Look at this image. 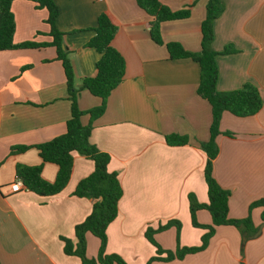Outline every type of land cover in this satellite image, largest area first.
I'll return each instance as SVG.
<instances>
[{
  "label": "crops",
  "instance_id": "obj_1",
  "mask_svg": "<svg viewBox=\"0 0 264 264\" xmlns=\"http://www.w3.org/2000/svg\"><path fill=\"white\" fill-rule=\"evenodd\" d=\"M54 1L77 89L82 79L97 75L99 55L86 45L101 13L118 27L113 46L126 62L124 81L111 93L104 114L93 121L90 139L111 156L108 170L118 174L123 189L118 217L108 227L107 253L120 255L127 264H147L156 255L145 237L147 228L170 220L182 224V247L199 246L206 230L192 226L188 198L193 194L198 202H208L207 156L198 143L209 140L212 123L210 104L197 94L200 66L191 59L171 60L166 46L152 41L151 18L135 0ZM223 1L226 9L214 24L213 49L222 53L230 46L234 53L217 57V88L229 92L252 83L264 100V0ZM161 2L172 11L194 4L190 18L165 22L161 31L165 44L176 42L199 52L207 0ZM12 12L16 44L52 41L46 9L16 0ZM26 67L30 68L23 71ZM100 104L86 90L79 95L78 106L84 112ZM70 116L66 77L55 48L0 52V264H82L64 253L61 238L75 241V227L92 211L95 201L78 198L74 191L94 171V162L74 153L70 181L55 196L10 191L19 164L42 165V177L55 181L58 167L44 164L35 148L13 155L11 148L36 146L63 135ZM81 122L88 125L90 116L84 115ZM220 131L214 176L230 192L229 217L245 219L250 205L264 200V107L247 118L225 112ZM171 134L187 136L189 143L171 147L165 140ZM262 212L261 207L252 211L253 225L261 229L256 239L244 243L236 227L219 226L205 251L152 264H264ZM196 218L201 225L212 224L207 210L198 211ZM177 235L173 227L155 239L163 249L175 251ZM86 239L88 258H96L100 240L91 233Z\"/></svg>",
  "mask_w": 264,
  "mask_h": 264
},
{
  "label": "trees",
  "instance_id": "obj_2",
  "mask_svg": "<svg viewBox=\"0 0 264 264\" xmlns=\"http://www.w3.org/2000/svg\"><path fill=\"white\" fill-rule=\"evenodd\" d=\"M16 0H0V52L14 50H34L52 47L56 49L57 60L62 63L68 92V100L71 103V116L66 124V132L48 142L36 146H17L11 148V154H22L35 148L43 163L54 164L58 167V173L53 183L42 177L43 166L17 165L15 169L16 180H19L24 190L42 197H51L61 193L68 185L73 167L74 153H79L94 162V171L81 180L74 196L94 200L90 215L75 227V241L61 238L64 242V253L68 256L79 258L82 264H127L118 254L107 253L108 227L118 217V205L123 196V189L117 173L109 172L108 166L111 156L100 151L90 141L93 121L101 117L106 108L111 93L122 84L126 75V62L120 52L114 48L113 41L118 34V27L112 22L108 14L101 13L97 18V25L92 30L94 36L86 47L94 49L99 59L97 61V75L81 80L82 87L76 88V77L70 58V52L63 44L64 34L57 27V19L60 10L54 0H27L35 4L37 9L48 11L47 24L50 26V43H36L27 41L20 44L14 42L16 31L15 17L12 12V4ZM151 21L149 34L154 43L166 46L171 60L191 59L200 66V82L197 94L206 100L212 108V123L210 126V138L207 142H199L200 148L207 156L204 178L208 189V202L200 203L193 194L189 195V210L191 224L194 228L206 230L197 247H182L179 236L182 224L178 220H170L159 225L156 229L147 228L145 237L156 249V255L147 264L154 262H171L182 260L188 255L203 252L209 246V242L219 226L236 227L242 235L251 236L257 232L253 225L252 211L263 208L262 220L264 222V200L252 203L245 219H231L229 217L230 192L223 189L214 176V161L219 155L217 138L222 134L220 122L225 112L238 118L252 117L258 114L264 107V100L258 88L252 83L244 84L240 89L229 92L218 90L219 69L217 57L234 53L228 46L222 53L213 49L215 39L214 24L223 13L226 6L223 0H207L206 16L201 24V50L191 52L176 42L165 44L162 38L161 27L165 22L180 21L190 18L194 4H190L179 11H172L161 0H135ZM26 67L24 70L29 69ZM88 91L92 96L101 100L100 106L89 111H82L78 106V98L82 91ZM84 115L90 116V123L84 126L81 119ZM227 136H233L226 133ZM166 143L171 147L184 146L189 143L187 136L177 134L167 135ZM200 210H207L212 217V224L201 225L196 215ZM177 229L178 247L175 251L165 250L156 241L155 236L171 228ZM91 233L100 240V249L96 258L87 256L86 236ZM244 249V245H243ZM242 249V250H243Z\"/></svg>",
  "mask_w": 264,
  "mask_h": 264
},
{
  "label": "built area",
  "instance_id": "obj_3",
  "mask_svg": "<svg viewBox=\"0 0 264 264\" xmlns=\"http://www.w3.org/2000/svg\"><path fill=\"white\" fill-rule=\"evenodd\" d=\"M24 190V187L22 183L19 180H16L11 186L10 191L11 193H18L20 191Z\"/></svg>",
  "mask_w": 264,
  "mask_h": 264
},
{
  "label": "water",
  "instance_id": "obj_4",
  "mask_svg": "<svg viewBox=\"0 0 264 264\" xmlns=\"http://www.w3.org/2000/svg\"><path fill=\"white\" fill-rule=\"evenodd\" d=\"M261 234V229H259L254 235L247 237L246 235L243 236V242L245 243L248 239H256Z\"/></svg>",
  "mask_w": 264,
  "mask_h": 264
}]
</instances>
